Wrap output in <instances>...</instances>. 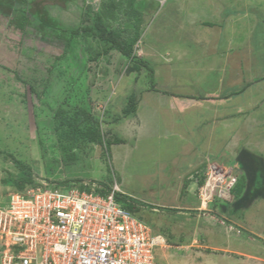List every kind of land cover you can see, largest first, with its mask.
Segmentation results:
<instances>
[{
  "label": "rangeland",
  "instance_id": "rangeland-1",
  "mask_svg": "<svg viewBox=\"0 0 264 264\" xmlns=\"http://www.w3.org/2000/svg\"><path fill=\"white\" fill-rule=\"evenodd\" d=\"M33 3L46 8L56 27L42 28L29 11L30 24L23 30L14 24L21 11H0V205L18 191L5 183L20 175L17 160L31 167L39 184H98L111 189L118 184L129 198L142 204L136 215L165 239L157 250V264H264V184L252 198L247 190L239 200L230 192L242 176L249 186L253 183L255 191L264 180L255 165L257 157L264 171V119L250 114L254 106L246 104L263 94L264 82L261 94L256 93L258 82L252 84L235 96L244 105L238 102L233 108L228 103L232 104L228 111L217 103L186 100L187 110L182 112L171 97L175 108L158 102L155 110L148 111L151 105L145 104L147 96L162 97L166 91L182 88L189 96L220 94L219 87L190 81L188 74L198 68L214 71L217 80L225 69V84L241 79L233 86L237 89L249 83L251 76L261 75L264 0ZM213 3H218L219 11ZM224 9L243 11V19L227 18V23L232 22L234 29L243 20L244 43L220 56L213 67L209 65L211 54L205 51L215 48L206 43L200 22H219L215 12ZM252 11L257 12V19ZM96 16L122 43L132 41L138 31L133 53L154 68L155 92L160 93L148 92L147 69L134 70L122 53L115 48L105 52L110 44L88 33L81 34L76 48L58 62L66 42L63 29L94 27ZM138 17L142 19L137 25ZM255 65L262 67L256 70ZM76 94L83 95L105 138L123 141L111 146L109 158L103 156L101 145L64 136L67 127L58 121L56 111L60 108L68 117L75 114L81 106ZM133 98L137 111L126 115L134 105ZM193 105L197 107L189 111ZM237 110H243L244 116L233 120ZM225 115L227 121L218 127V118ZM222 131L226 135L221 136ZM65 147L71 148L76 160H68Z\"/></svg>",
  "mask_w": 264,
  "mask_h": 264
},
{
  "label": "built area",
  "instance_id": "built-area-1",
  "mask_svg": "<svg viewBox=\"0 0 264 264\" xmlns=\"http://www.w3.org/2000/svg\"><path fill=\"white\" fill-rule=\"evenodd\" d=\"M89 187L12 193L0 205V264H157L165 239L117 201L127 194L118 184L106 196Z\"/></svg>",
  "mask_w": 264,
  "mask_h": 264
},
{
  "label": "trees",
  "instance_id": "trees-1",
  "mask_svg": "<svg viewBox=\"0 0 264 264\" xmlns=\"http://www.w3.org/2000/svg\"><path fill=\"white\" fill-rule=\"evenodd\" d=\"M21 11V14L17 16L14 19V24L19 27L20 29H25L28 24H30V20L28 17V12L31 11V14L34 18H36L39 22L42 28L49 27L54 28L56 27V24L54 23L53 19L48 14L45 7L41 6L40 3H33V0H0V11ZM97 17L96 25L94 27H77V28H66L63 29L65 32V48L63 55L58 57V62L64 58L70 51L76 48L78 44V38L83 33H88L93 35L94 37L99 38L101 41L106 42L110 44V48L106 49L105 52H107L111 48H115L120 53H122L129 61L133 63L134 70H141L142 68L147 69V71L150 73L149 76V91H158L156 89V82H155V70L154 68L149 64L147 60L138 59L137 56L133 53V44L136 40L139 38L138 31L135 32V37L130 42H120L119 35L114 33H108L106 28L102 26V22L100 20L99 16ZM141 17V16H140ZM138 17L136 23L137 25L140 23L141 19ZM100 55V53H98ZM32 91H35V87L31 86ZM165 94L171 95L169 92H165ZM76 99L81 106L79 107L78 111L73 114L72 116L64 115L62 110L59 108L56 111L58 121L60 123H63L67 127V131L65 132L64 136L66 138H70L73 141L75 140H83L85 142H90L94 144H98L104 147V153L103 156L106 158H109L110 149L112 145H117L123 143V141L119 138H113V139H106L104 134L102 133L100 129L99 122L95 121L93 117L91 116L90 112L88 111V108L86 107L83 99V95L76 94ZM133 106L130 110L127 111L126 115L136 113L137 111V102L135 101V98L132 99ZM59 123V124H60ZM63 136V137H64ZM66 151V157L69 161H74L77 159V156L73 151H71V148L65 147ZM255 165L256 170H258V173H261L264 175V171L262 166L260 165L259 159L255 157ZM14 163L16 166L20 169L21 173L17 178H8L5 180V183L11 186H14L18 191H23L28 186H41L42 184L36 183L32 176V169L31 167L26 166L20 161L14 160ZM68 182H65L61 184L60 186H53L55 188H61V189H68L70 187L75 186H67ZM264 180L261 182V189L254 190V185L251 182L250 186L246 182L245 176H242L239 180H237L236 184L233 186V188L230 190L233 197L237 200L241 199L243 197V194L245 193V190L251 195L250 197L254 196L255 194L259 193L263 189ZM187 185V184H186ZM185 185V186H186ZM90 185H78L76 186L80 190H90ZM111 191V188L105 186V188L101 187L97 190V193L100 195L106 196ZM117 201L127 210L133 212L134 214L137 213L139 210V204L138 202H135L133 198H129L126 195L123 194H117L116 195Z\"/></svg>",
  "mask_w": 264,
  "mask_h": 264
},
{
  "label": "crops",
  "instance_id": "crops-1",
  "mask_svg": "<svg viewBox=\"0 0 264 264\" xmlns=\"http://www.w3.org/2000/svg\"><path fill=\"white\" fill-rule=\"evenodd\" d=\"M215 5H216L215 8H217V10H218L220 8V6L218 5V3H213V6H215ZM224 10H225L224 12H215L216 15L220 16V21L219 22L216 21V20H211V19H209V20H202V22H200L201 27L204 28L203 36L206 38L205 39L206 40V43L209 42L215 48L213 50L212 49L211 50L210 49H207L205 51L207 53V55H208V53L211 54V56H210L211 60L209 59V62H210L209 65L212 64L211 66H213V67L216 66V65H218L217 62H218L220 56L229 55V52L230 51H234V49H236V47H240L241 48V46L244 43V39H243V35H242V32H243L242 29H243V27L240 25V22H242L243 20H241V21L238 20L236 22V24H235L234 29H232V25L233 24H232L231 21H230L231 22L230 24L227 23L228 22V19L227 18H232V19L234 18V20H235V18L237 19V16H240L241 19H243V17H244L243 11H240L239 12V10H238L236 12V9H235L234 11L231 12V10H233V8L230 10V12L228 10H226V9H224ZM252 13L255 16V19H257V17H256L257 14H254V13H257V12L252 11ZM224 17L227 20H225ZM193 20H195V19H193ZM255 23H256L255 25H257V22H255ZM217 26H219L218 27L219 29H216ZM214 30H216V31H214ZM248 30L251 31L252 29L251 30L248 29ZM247 37L250 38L249 36H247ZM218 40H219V42H218ZM210 44H208V45L210 46ZM221 46H222V49H221ZM228 50H230V51H228ZM261 67H262L261 65H259V66L258 65H255L254 66V68L256 70L257 69L260 70ZM224 70H223L222 75H221V78H219V80H217L218 79V76L216 77L214 75V71H211V70H208V69L207 70H202V69L198 68V70H196L194 72V74H190V76L188 74V77L191 78L190 81H192L193 83H199V84L205 85V86H207V84H210L214 88L219 87L220 88L219 89L220 91H218V92L220 94H217L216 92H214L211 95L209 94V96L202 95V94L201 95H192V96L190 95L189 96L186 93L187 90L185 91L184 88H182L183 89L182 91H175V92L166 91V92L171 93V95H168V94H165V93L163 94L162 93V97H159V96L156 97V96H154V97L150 98V97L147 96L145 98V104L147 106L148 105L149 106L151 105V106L149 108H147L146 110H148V111L149 110L150 111L155 110L154 107L158 106L157 105L158 102H159V105H165V103H167V104L168 103H171L173 105V103L171 101V98H174L177 101V106L180 107V109L182 110V112L187 110V108H186V100H190V101H195V102H198V103H202L203 105L209 104L208 102L214 103V104L217 103V104L220 105L221 108L224 109V111L225 110L228 111V108L230 106H232V104H233V108H237V105H238L237 103L238 102H240L242 105H244L243 100L240 97L235 98V96L236 97L237 96H240L242 93L245 92L246 89H249L251 86L255 85L256 82H258L257 87H255L256 88V93L261 94V89L262 88H261L260 85H262L263 82H264V66L262 67V70L263 71H262V74L261 75L251 76V79L249 81H247L249 83H247L245 86H243V88H239V89H237L236 87H233V86L238 81H241V79L240 80H237V81H233L232 84H228V85H227V83L225 84L227 75H226V70H225V73H224ZM168 74H170L169 71H168ZM175 79H176L175 76L171 77V80L172 81H174ZM218 81L220 82V84L218 83ZM261 81H263V82H261ZM196 85H194V87H196ZM178 87H179V85H178ZM148 92L149 93L153 92L154 95H157V93H160V92H155V91H148ZM263 94H264V91H263ZM262 95H259L256 98L253 97L255 99L247 100V102H246V104H249L250 103V105H253L254 106L253 108L251 107V111H250L251 113L250 114H253L254 116H257V118H260L261 117L262 119L260 118V120H263L264 119V115H263L264 114V111L262 113L259 111L260 110L259 109L260 104L261 103H264V95L263 96ZM176 97H179V98H176ZM240 100H242V101H240ZM154 103L156 105H153ZM228 103H232V104H228ZM194 107H197V106L193 105V109H190L189 110V108H188V110L189 111H194ZM173 108H175V103L173 105ZM230 108H232V107H230ZM210 111H212V110H210ZM243 114H244L243 110L241 112L237 110L235 112V116H234L233 120H235L236 117H242V116H244ZM226 115L223 116L222 119L221 118H218V120H220V122H221V124L218 127H223L222 126L223 125V121H227ZM189 121L190 120H188V122ZM212 135L213 134H210L208 136H212ZM223 135H226V134L223 132V133H221V136H223ZM205 144L208 145L209 143H205Z\"/></svg>",
  "mask_w": 264,
  "mask_h": 264
}]
</instances>
